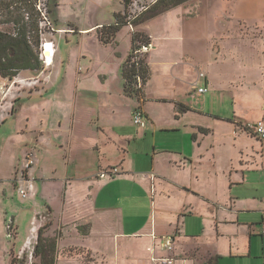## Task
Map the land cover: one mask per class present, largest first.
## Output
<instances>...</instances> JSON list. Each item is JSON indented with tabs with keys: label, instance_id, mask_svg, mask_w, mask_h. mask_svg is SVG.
Segmentation results:
<instances>
[{
	"label": "crops",
	"instance_id": "1",
	"mask_svg": "<svg viewBox=\"0 0 264 264\" xmlns=\"http://www.w3.org/2000/svg\"><path fill=\"white\" fill-rule=\"evenodd\" d=\"M190 1L140 17L135 30L117 24L121 0L113 20L83 27L56 26L50 8L53 44H42L54 54L40 72L42 85L25 100L23 92L14 95L9 89L0 104V130L13 122L4 131L3 148L11 143L13 154L23 158L30 150L34 158L27 171L32 189L24 198L32 205L31 216L15 255L20 261L31 260L35 240L38 264H158L165 257L172 264H264V140L243 128L264 122V17L259 14L264 3L248 1V11L259 19L247 27L259 40L261 59L254 66L239 62L259 73V87L241 90V97L231 95V113L219 114L196 103L210 87L222 90L201 63H225L221 54L231 31L215 24L206 42L217 39L219 51L206 45L209 60H200L201 36L187 30L186 22L201 14V1L192 13L184 6ZM229 2L225 19L246 26L234 8L238 0ZM159 16L165 22L157 36L161 45L144 28ZM215 18L223 20L221 14ZM134 33L153 44L146 56L149 78L142 102L124 92L123 68ZM73 34L85 35L76 54L59 42L68 44ZM200 86L207 91L196 95ZM137 106L148 118L144 127L132 121ZM168 235L174 239L171 248H162ZM20 238L16 233L14 239Z\"/></svg>",
	"mask_w": 264,
	"mask_h": 264
},
{
	"label": "rangeland",
	"instance_id": "2",
	"mask_svg": "<svg viewBox=\"0 0 264 264\" xmlns=\"http://www.w3.org/2000/svg\"><path fill=\"white\" fill-rule=\"evenodd\" d=\"M131 1L132 4L128 8L127 19L133 20L134 15L137 14L145 5H149L152 0ZM200 1L201 14L197 18L189 19V21L186 22L187 30L193 31L195 33L198 32L196 34L201 36L199 47L200 52H198L200 60H209V54L204 51V47L206 45L210 44L212 52L215 51L217 53L219 51V42L217 39H215V41H209L208 39L209 43L206 42L207 35L212 34L215 24L219 27V29L221 28V26H223V30L226 32L229 28L231 31V37L230 40H228V42L226 43L224 53L221 54L222 58H226V61L223 65L217 64L216 62V64H214L213 66H210V64L207 65L205 64V62L201 63V65H204L210 73V77L213 79V84H215L217 88L222 87V90L212 89L210 87L209 90L204 94V96L196 99V103L200 106H205L207 110H211L219 114H230L232 102L231 95L241 97L242 95H244L242 94V92H240L241 90H247L248 88L257 90L259 87V73L253 68H248L246 70L244 68L245 64H242L246 60L248 61V65L253 64L254 66V63L257 62L259 57L261 59L260 48L261 46L262 48L264 47L263 45L260 46V43L258 42L259 40L256 37H253L254 29L248 28L249 26H254L259 19L256 17V15H252L248 11V9L250 8L248 2L249 0H238V3L234 6L237 16H239V18H244L246 26L243 23L239 25L238 21L236 22V20L225 19V17L227 16V10L230 6L229 0ZM259 1L261 3H264V0ZM4 2L11 3V6L8 9H5L3 6ZM38 3H40V8L45 13L50 26L43 23L40 24V20L38 21L39 40L37 43L35 34L33 32V22H35L36 20L35 13H37V11L35 5ZM199 3V0H192L184 4V6L185 9L190 8V13H192L197 9ZM188 5H191L193 8ZM263 7L264 6H262L259 10V14L262 15V17H264V9L262 10ZM50 8H52V10L54 11L52 17L56 23V26L68 25L70 23L72 25H75L76 27H83L99 22L108 23L110 19L113 20L114 12H117L121 9V4L120 0H49V3L48 0H0V30L13 32L14 24L12 22H7L9 17L11 16L14 20L20 17H24V21L27 22L26 26L28 30V39L32 42V45L35 48V53L39 56L41 53V44L43 41L47 40L50 44H53V42L49 40V38H51L50 35L53 30V21L50 18L49 14ZM178 8L184 9L183 6H180ZM217 14H221L223 20L216 19L215 16H217ZM25 16H28L29 19L26 20ZM173 23L175 24V21ZM164 24L165 22L162 20V16H159L156 19L150 21L148 24L144 25V28L148 30V32L152 36H154V39L158 42V45L162 44V37L157 36L161 34ZM227 25L228 28H225V26L227 27ZM131 28L135 30L136 27L131 25ZM107 30L109 29L105 27L103 28L104 32H106ZM81 37L82 39H84L85 35H71L69 38L70 42L68 44H65L64 39L59 38L60 46H72V48H74L73 52L76 54L83 47L81 43ZM127 39V29H123L120 33V47L122 51H124L128 46ZM138 39L139 41L137 42V45L139 47L144 44L142 40L144 38L139 37ZM150 44L152 49L153 44L151 43V41ZM151 49H149V51ZM164 50L168 51L166 47ZM149 51L144 53V55L147 56ZM195 51H197V47ZM165 53L166 52L161 54V58ZM195 56H197V52L195 53ZM210 58L213 59V55ZM240 60L242 63H239ZM154 61H158V58L156 57ZM41 63L42 69L39 72L21 70L11 80L7 78H4L5 80L0 79V86L4 87V90L6 88L11 89V92L14 95L23 92V100L27 99L31 92H33L34 90H38L42 85L40 72L45 68V64L43 63L42 58ZM127 66L129 67L130 64H128ZM200 75L205 76V71L201 69V71L199 72V82L202 83L204 81L203 77H200ZM239 76H243L244 78H240ZM11 82H14V84H12ZM136 82L137 84L135 85V87H138L137 79ZM156 85L157 84L153 80L151 82V87H156ZM143 87L144 85L141 87L142 90L139 95L133 96L139 102H142L144 100ZM44 94H46V92ZM44 98H47V94ZM3 99V95H0V104H3ZM17 103L18 102L16 101L14 107L17 105ZM137 107L141 108V106ZM137 107H135L134 109H136ZM144 121L145 124L148 121L146 115L144 116ZM12 123L13 122L6 123L0 130V264H9L10 260H13L14 264H38L40 263V260L34 252V246L36 242L35 240H31L30 242V251L32 252L31 260L25 258L20 261L15 256L17 253V249L20 247L22 240L24 239L26 233L25 229L27 228L29 218L31 216L30 210L32 209V205L29 201H27V199L22 198L18 194L17 189L13 184V180L18 176V170H20L23 158L17 153H12L13 145L11 143L8 145L6 144L7 147L5 149L3 148L4 131L6 128H10L12 126ZM27 133L28 132H26L25 134ZM26 177L28 178V176ZM144 212L145 206L142 209L141 207H139L136 219L141 220L142 216L140 213ZM57 214L59 213L56 212L54 217L56 222L58 220ZM48 221L49 219H44L43 223L47 224ZM16 233H19V236L21 237L19 240L14 239ZM45 245L46 243L41 244L39 247L41 248ZM26 254L29 255V251L25 249L24 255ZM80 254L85 261L88 259V255H84L83 253Z\"/></svg>",
	"mask_w": 264,
	"mask_h": 264
},
{
	"label": "trees",
	"instance_id": "3",
	"mask_svg": "<svg viewBox=\"0 0 264 264\" xmlns=\"http://www.w3.org/2000/svg\"><path fill=\"white\" fill-rule=\"evenodd\" d=\"M188 0H156L155 2L147 5L145 9L141 10L133 20L128 18V8L131 5V0H121L123 4V13L117 17V24H131L135 25L137 20L140 17L150 18L154 17L157 14L171 8L182 4ZM3 6L5 9H8L11 6V3L4 2ZM37 11V10H36ZM36 20L33 22V32L35 34L36 42L39 40V25L38 21L40 20V15L37 11L35 13ZM26 19V16H25ZM29 19V17H28ZM26 19V20H28ZM7 22H12L14 24V31H2L0 30V76L2 78H7L9 80L13 79L19 71L28 70L39 72L42 69V63L39 56L35 53V48L32 45V42L28 39V30L27 22L24 21V17L13 19L11 16ZM116 28V26H115ZM139 34H133V46L128 55L126 63L123 68V76L125 79L124 92L133 97L134 95H139L142 88H137L135 85L136 76H139L142 83L141 87L145 85L146 81L149 78V68L146 62V56H141L138 61H132L133 52L137 49V41H139ZM144 43H149V40H143ZM137 62V64H136ZM130 64L128 67L127 65ZM182 107L179 106V109ZM38 239H42L41 231H39ZM13 264V262H12ZM206 264H214L212 261L207 262Z\"/></svg>",
	"mask_w": 264,
	"mask_h": 264
},
{
	"label": "built area",
	"instance_id": "4",
	"mask_svg": "<svg viewBox=\"0 0 264 264\" xmlns=\"http://www.w3.org/2000/svg\"><path fill=\"white\" fill-rule=\"evenodd\" d=\"M156 0H152L151 3L155 2ZM150 3V4H151ZM132 4V3H131ZM131 6V5H130ZM147 5H145L141 10L145 9ZM36 10L38 11V13L40 14V24H47L50 26V23L45 15V13L41 10L40 8V3L35 5ZM140 10V11H141ZM139 11V12H140ZM138 12V13H139ZM137 13V14H138ZM137 14H135L134 16H136ZM26 19H28V16H26ZM42 46V44H41ZM149 49H151V44L149 43H144L143 45L139 46L134 52H133V57H132V61H138V59L142 56H144V53L148 52ZM42 49H41V53L39 55V58L43 60L42 57ZM44 63V60H43ZM45 64V63H44ZM137 64V62H136ZM200 77H204L203 75H200ZM136 79L138 81V87L137 88H141V79L139 76H136ZM12 84H14V82H11ZM9 91L8 88H6L4 90V87L0 86V95H3V97L5 96V94ZM207 91V88L204 86H200L196 89L195 94L196 95H200L203 94ZM144 116L145 113L144 111L137 107L136 109H134L132 111V121L135 125L140 126V127H144L145 126V121H144ZM243 128L246 129L247 131L251 132L255 137H257L258 139L264 140V122L263 120H257L254 123H246L245 125H243ZM34 164V158H33V153L32 151H27L22 159V165L20 167V170H18V176L16 177L15 181L17 182V192L18 194L22 197L25 198L27 197L29 191L32 189V185L30 183V178L26 177L27 176V171L31 168V166ZM111 172L116 173L117 170L116 169H112ZM106 173V172H104ZM101 175H103V173H101ZM261 232L264 234V218L261 221ZM173 237L171 235L165 236L162 239V243H161V247L162 248H167L170 249L171 245L173 243ZM22 251H20L18 257H21ZM173 263V259L172 258H159L158 259V264H172Z\"/></svg>",
	"mask_w": 264,
	"mask_h": 264
},
{
	"label": "bare ground",
	"instance_id": "5",
	"mask_svg": "<svg viewBox=\"0 0 264 264\" xmlns=\"http://www.w3.org/2000/svg\"><path fill=\"white\" fill-rule=\"evenodd\" d=\"M41 49H42V57H43V60H44V63L46 66H49L52 64V61H53V51H51L47 46H44L42 44L41 46Z\"/></svg>",
	"mask_w": 264,
	"mask_h": 264
}]
</instances>
